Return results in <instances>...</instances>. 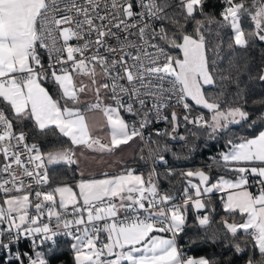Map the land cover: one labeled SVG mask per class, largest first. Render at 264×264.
I'll list each match as a JSON object with an SVG mask.
<instances>
[{
  "label": "snow or ice",
  "instance_id": "1",
  "mask_svg": "<svg viewBox=\"0 0 264 264\" xmlns=\"http://www.w3.org/2000/svg\"><path fill=\"white\" fill-rule=\"evenodd\" d=\"M207 3L0 0V251L6 254L0 264H49L61 235L73 241L74 264H218L187 255L177 242L190 211L195 226L215 239V233L208 236L211 216L203 212L214 193L222 194L223 210L233 217L222 226L234 251L251 245L259 259L247 264H264V130L232 134L233 125L264 128V97L249 100L251 90L239 87L238 77L248 69L246 60L236 59L238 51L264 44V0H219L218 15L205 11ZM251 78L264 83V56ZM45 84L54 86V94ZM233 84L236 90L229 92ZM89 93L94 100L82 98ZM249 103L259 112H249ZM194 108L206 110L207 118L192 115ZM85 112L103 115L106 142L93 135ZM161 122L169 128L155 129V135L171 140L187 141L175 135L182 125L195 129L193 137H223L225 149L205 167L229 176L213 181L203 168H166L165 179L182 178L179 196L161 192L154 167L147 175L125 168L102 172L103 178L81 171L76 190L51 181L49 166L79 165L84 152L78 156L76 149L111 154L137 138L154 163L166 165L160 145L150 147L145 137ZM33 132L66 138L75 148L61 143L42 151L35 138L29 142ZM24 240L30 248H17ZM45 245L50 247L41 250Z\"/></svg>",
  "mask_w": 264,
  "mask_h": 264
},
{
  "label": "trees",
  "instance_id": "2",
  "mask_svg": "<svg viewBox=\"0 0 264 264\" xmlns=\"http://www.w3.org/2000/svg\"><path fill=\"white\" fill-rule=\"evenodd\" d=\"M247 2L250 4L251 0H247ZM221 7L222 5L219 3V0H209V3L205 5V11H214L215 14L218 15ZM246 26L250 27L251 25L249 23ZM188 27L190 30L191 25ZM209 39L211 40L212 38L209 37ZM223 54L229 55L226 50ZM262 56H264V44H260L259 42L247 53L243 51H238L236 53V59L240 60L241 63H243L245 60L247 61L248 70H242L238 79L241 82L239 85L240 88L251 90L252 96L249 97V100H251L253 97H264V83L251 78L256 72V69L259 67ZM45 86L49 89L50 94H54L55 90L52 84H45ZM235 90V84L229 87V92H235ZM245 107L249 112L253 113H258L260 110L259 106L252 105L251 103L245 105ZM201 110L204 112L207 118L208 114L206 110ZM176 111L178 115L183 113V109L179 106L176 107ZM165 128H169V125L166 123L163 125L154 123L148 128L150 136L149 141L151 142L149 146L156 148L157 145H160L159 149L157 150L160 154L164 155L167 161L166 165L159 162L154 163V157L149 154L151 164L156 169V172L160 174L157 182L161 192H168L169 194L179 196L182 193L183 187L185 186L182 178L179 175L165 179L164 177L166 175V168H172L177 173L187 169L203 168L205 171H210L213 181H215L221 174L229 175L228 173H222L216 167H213L211 170L205 167L211 163L212 157L217 156L220 151L225 149V140L223 137L217 141H208L201 133H198L196 137H193L191 132L195 131V129H193L191 125H188L187 127L182 125L178 129V132L175 133L177 137L181 135L186 136L187 141H181L178 138L176 140H171L167 136L159 137L155 135V129ZM29 129H31V123L25 122V130L27 131ZM259 130H264L260 124H257L252 128H248L247 124L232 126L233 138L240 135L251 137ZM33 138H35V142L40 145L42 151H48L53 146L59 147L61 143L64 147L71 146L66 142V138H63V141H58L54 137H41L36 135L34 132L29 135V142H32ZM165 145L167 146L168 150L164 149ZM189 148L194 150L189 152ZM141 155H143L145 159L142 160L140 158ZM150 162L145 153L144 147L140 145L136 149L134 157L125 163V168H133L136 169L137 172L147 175V173L150 171ZM49 167L50 179L55 183H60L62 181L69 185L75 186V183L79 180L76 165L72 166L71 168L63 164ZM219 197L220 196L218 194H213L209 208L203 210L205 214H210L212 220L208 236H211L213 233H215V239H208L205 236V230L195 226L196 222L194 220L193 213L190 211L189 226L186 228L185 234L179 237L180 244H183L185 246V250H187L193 256H205L209 259L218 261V264H247L249 258L258 260V253L251 247V245H249V248L244 253L237 254L234 251L230 239L225 234L226 230L222 226L223 220L227 219L229 222H232L233 217L229 216L223 210V202ZM212 209H214V211H212ZM234 219L236 222H241L239 215H236ZM190 240L192 241L191 243L189 242ZM71 243H73L71 238L59 240L57 242V251L52 256L48 257L49 264H74L73 252L70 248ZM46 248L47 247H43L41 250H45Z\"/></svg>",
  "mask_w": 264,
  "mask_h": 264
},
{
  "label": "crops",
  "instance_id": "3",
  "mask_svg": "<svg viewBox=\"0 0 264 264\" xmlns=\"http://www.w3.org/2000/svg\"><path fill=\"white\" fill-rule=\"evenodd\" d=\"M82 98L87 100H94V96L90 93L87 97L82 94ZM86 118L93 129V135H99L102 141L106 142L109 139V130L105 124V118L100 112H85ZM122 115H124L122 113ZM125 118V117H124ZM141 145V140L138 138L130 142L128 145H122L119 149L111 154H101L84 149H76L77 155L83 151L84 155L80 156V163L76 166L77 173L80 177V172H84L86 177L103 178L100 174L107 172L117 174L125 169V163L134 157L136 149ZM75 148V146H72ZM139 173V172H138ZM226 178L229 175H225ZM78 182V181H77ZM74 190L75 189V186ZM221 196L220 193H214ZM198 258V257H197Z\"/></svg>",
  "mask_w": 264,
  "mask_h": 264
},
{
  "label": "built area",
  "instance_id": "4",
  "mask_svg": "<svg viewBox=\"0 0 264 264\" xmlns=\"http://www.w3.org/2000/svg\"><path fill=\"white\" fill-rule=\"evenodd\" d=\"M44 62L47 63V56H46V55H44ZM200 112H203L200 108H194V109H193V112H192V115H196V114H198V113H200ZM123 114H124V113H123ZM124 117H125V119H126L127 121H129V122H131V121H133V120L135 119V117H132V116L127 115V114H124ZM156 124L163 125L164 122L156 123ZM145 137H146L148 140L150 139L148 129L145 130ZM141 145L144 147V149H145V153H146V155H147V157H148V160H149V162H150V157H149V153H148V147L145 146V142H144V141H141ZM152 168H153V165H152L151 162H150V171L152 170ZM49 172H50V167H49ZM158 187H159V186H158ZM159 189H160V188H159ZM160 190H161V189H160ZM250 190L255 191V190H256V189H255V185L250 184ZM67 238L69 239V238H71V237L61 235V236L57 237V242H58L59 240H61V239H67ZM177 242H178V245L181 246V247L184 249V251H185V253H186L187 255L193 256L191 253H189L187 250H185V248H184L185 246H184L183 244H180V242H179V238H178V241H177ZM30 243H31L30 241L24 240V241H21L20 244L16 245V247L19 248V249H29V248H30ZM44 247H50V245H45ZM0 255H4V256H5V260H6V254H5V253H3L2 251H0Z\"/></svg>",
  "mask_w": 264,
  "mask_h": 264
}]
</instances>
